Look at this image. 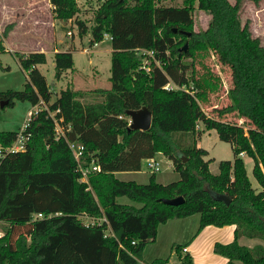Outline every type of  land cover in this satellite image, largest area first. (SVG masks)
<instances>
[{"label": "trees", "instance_id": "trees-1", "mask_svg": "<svg viewBox=\"0 0 264 264\" xmlns=\"http://www.w3.org/2000/svg\"><path fill=\"white\" fill-rule=\"evenodd\" d=\"M166 1L105 0L95 11L90 43L101 41L104 32L112 36L109 89L68 86L51 101L52 89L38 68L47 61L46 53L18 52L27 82L21 90L0 91V103L43 101L48 108L29 120L24 150H7L19 131L0 130V222L8 224L0 236V264H138L161 223L195 213L201 215L200 229L236 224L235 239L216 242V253L230 263L264 264V243L250 246L239 241L240 235L264 241V43L253 33L251 19H242L243 0H182L178 6ZM52 2L58 18L78 19L76 0ZM196 8L210 15L205 29H195ZM77 21L80 34H86V22ZM6 33L0 36V53L6 51ZM206 50L231 69V102L217 109L219 115L236 112L246 117L252 124L248 130L202 108L207 91L195 78L193 62L185 60ZM54 61L57 79L74 66L70 50L55 52ZM169 83L180 88H167ZM87 93L100 98L84 101ZM144 106L152 113L151 127L131 128L128 112ZM54 111L64 125L71 124L67 137L84 145L85 166H101L90 173L88 182L80 180L67 140L56 137L50 114ZM199 123L216 129L220 139L233 145L234 158L221 160L217 174L210 170L212 159L204 158L209 152L197 139L194 145L182 143L186 133L197 134ZM159 152L172 160L179 180L159 183L155 172L149 183L117 177V171L140 170L143 159ZM241 152L254 162L258 187ZM180 195L184 202L179 205L162 200ZM120 196L141 205L119 203ZM38 213L43 215L35 217ZM184 247L173 245L178 264H196ZM151 264L170 263L169 258H155Z\"/></svg>", "mask_w": 264, "mask_h": 264}, {"label": "rangeland", "instance_id": "rangeland-1", "mask_svg": "<svg viewBox=\"0 0 264 264\" xmlns=\"http://www.w3.org/2000/svg\"><path fill=\"white\" fill-rule=\"evenodd\" d=\"M76 1L79 7L76 18L84 20L89 28L84 35L80 34L78 19L74 17L68 20L58 18L55 8L50 5L49 0H0V36L6 30L7 33L4 35L3 40L8 47L6 51L0 53V91L21 90L24 88L28 79V72L20 64L18 52L28 53L30 50L37 48L46 49L47 61L39 64V69L52 89L51 101L55 100L61 90L68 86L83 88L85 91H90V88L96 86H100L97 88L106 89L112 86L110 80L111 34L104 32L101 41L97 44L90 43L92 38L91 27L94 24L95 11L97 10L96 4L100 0ZM231 1L234 2L235 0ZM164 4L178 6L182 5V0H167ZM193 18L195 29L202 30L208 26L210 15L196 8ZM247 18L251 19L253 33L260 36L264 43V0L259 2L243 0L242 19L245 21ZM68 30H71V34L68 33ZM57 48L58 50L71 49L74 58L73 68L66 70L60 79L55 77L54 51ZM185 61L188 63L193 62L195 78L204 85L207 91V99L200 102L203 109L215 118L242 125L245 130H248L252 124L246 117H240L236 112L220 116L217 111V109L225 107L231 102L228 96V90L232 86L230 67L221 63L218 55L211 50L198 54L194 59L187 58ZM190 72L191 70H189V74ZM98 98L100 97L93 93H87L83 100L91 102ZM39 108H48V104L43 102L36 106L27 100H15L14 105L0 107V130L19 131L29 117V112ZM202 124L200 125V127H203L200 131L201 135L199 132L196 135L186 133L187 135H185L182 143L184 145H194L197 139V143L199 142L202 145L200 147L209 149L210 154L207 158L212 159L210 170L217 174L221 160H232L234 158L233 145L231 142L220 139L216 129H207ZM242 158L245 160L251 181L258 186L253 174L254 164L252 158L247 154ZM155 159L159 164V169L155 171L157 182L167 184L181 178L172 160L165 154L159 152L155 155ZM153 174L154 171L148 167L146 160L143 159L140 170L121 172L117 174V177L122 180L149 183ZM117 200L119 203L141 205L127 196H120ZM200 217V213H195L186 218H174L175 220L168 222L167 225L161 223L163 226L159 238L155 243L149 242L145 246L141 257L138 258V264H151L155 258L159 257L169 258L173 264L178 263L180 260L176 249L172 248L173 252L171 253L168 247L176 243L171 242L173 240L185 244V247L192 243L203 232V228L200 229ZM82 219L85 222H91L88 216H82ZM7 228L8 224L0 225L2 234L5 233ZM107 232H110L109 229ZM27 242H30V238L27 239ZM250 242L253 244L255 242L264 243L262 240L247 238L248 245ZM147 246L149 247L147 248ZM213 252H215L214 249ZM235 264L244 263L236 261Z\"/></svg>", "mask_w": 264, "mask_h": 264}, {"label": "crops", "instance_id": "crops-1", "mask_svg": "<svg viewBox=\"0 0 264 264\" xmlns=\"http://www.w3.org/2000/svg\"><path fill=\"white\" fill-rule=\"evenodd\" d=\"M5 44V42H4ZM7 44H5L6 46ZM6 49H8V47L6 46ZM67 50H70L71 49H66V50H58L55 49L54 52H57V51H67ZM36 51H42V52H45L46 53V49L45 48H37V49H32L30 50L28 53L30 52H36ZM22 52V51H21ZM73 53V52H72ZM38 68H39V65H38ZM64 75V73H63ZM62 75V76H63ZM111 76V75H110ZM97 87H100V86H96V87H92L90 88L89 90L91 89H95ZM75 89H83V88H76V87H73ZM85 90V89H83ZM230 100V98H229ZM54 101V100H53ZM41 104V102H40ZM39 105V104H37ZM36 105V106H37ZM202 106V105H201ZM203 108V107H202ZM131 119V118H130ZM131 121V120H130ZM202 124V123H201ZM200 123L198 124V127H197V130L199 132L202 131L203 127H200L201 125ZM203 125V124H202ZM200 133V132H199ZM201 135V133H200ZM198 146H202L200 145V143L198 142ZM207 149V148H206ZM208 150V155L210 154V150ZM206 155L204 158L205 159H208ZM242 157L243 156H246V154H242L241 155ZM155 158V157H154ZM146 160V159H145ZM254 164V162H253ZM210 166V165H209ZM125 173V171H117L116 172V175L118 173ZM248 172V171H247ZM253 183V182H252ZM253 185L255 187H258L256 186L254 183ZM192 216V215H191ZM189 217V216H187ZM183 218H186V217H183ZM179 219V218H177ZM172 220H175V219H170L168 220L166 223H163V225H167L168 222L172 221ZM5 224L4 222H0V225H3ZM162 224L159 226L158 228V234H157V237L155 239V241H153L154 243L157 241V239L159 238V235H160V231H161V227L163 226ZM235 229H236V224H228V225H224V226H217V225H213V224H209V225H206L205 227H203V232L197 236V238L192 242L190 243L188 246L184 247V251L185 252H188L192 255L193 257V260L196 264H235L236 262L234 263H230L229 262V259L226 257V256H223V255H220V254H217L215 252H213V249H214V245H215V242H221V243H228V242H231L232 240L235 239ZM169 234V233H168ZM239 241L242 243V244H247V237L244 236V235H240L239 236ZM171 242H176V243H180V242H177V241H171ZM151 245V244H150ZM149 245V246H150ZM248 245V244H247ZM250 246L253 245V243L250 242L249 244ZM147 246V248L149 247ZM170 248V252L172 253V248H173V244L172 245H169ZM147 250V249H145ZM145 258H146V254H145ZM160 258V257H159ZM153 259V258H152ZM151 259V260H152ZM150 261V260H149ZM148 261V262H149ZM169 263L170 264H173L172 261H170L169 259ZM179 263V262H178ZM176 263V264H178Z\"/></svg>", "mask_w": 264, "mask_h": 264}, {"label": "built area", "instance_id": "built-area-1", "mask_svg": "<svg viewBox=\"0 0 264 264\" xmlns=\"http://www.w3.org/2000/svg\"><path fill=\"white\" fill-rule=\"evenodd\" d=\"M105 0H100L99 3L96 4V8L98 9L100 7V5L104 2ZM50 5L53 8H56V5L52 2V0H49ZM68 33L71 34V30H68ZM112 38V36H111ZM145 52V51H143ZM167 88H180L179 86L173 84V83H169V85L167 86ZM41 103H43V101H41ZM40 109L39 108L33 112H29V117L27 118V120L25 121L23 127L19 130L18 132V136H17V140L16 142L8 147L7 150L9 151H19V150H24L26 148V141L28 139V135H26L24 133V130L26 129V127L28 126L29 120L31 119V117L36 114ZM58 111V110H57ZM50 112L51 116L54 117L55 120V131H56V137L60 138V137H64L67 142L68 145L77 161L78 164V170L81 172V181H86L88 182L89 180V175L91 172H97L101 170V166L99 164H96L95 162H91L89 165L85 166V162H84V145L79 141V140H70L67 137V131H69L71 129V124L68 125H64L63 122V118H57L56 116V112ZM198 127V126H197ZM244 154V152H241V155ZM147 165L148 167L153 170L154 172L156 170L159 169V164L158 161L152 157V158H147L146 159ZM43 214L42 213H38L36 214L35 217H41ZM3 235L2 232L0 231V236Z\"/></svg>", "mask_w": 264, "mask_h": 264}, {"label": "water", "instance_id": "water-1", "mask_svg": "<svg viewBox=\"0 0 264 264\" xmlns=\"http://www.w3.org/2000/svg\"><path fill=\"white\" fill-rule=\"evenodd\" d=\"M174 31H177V29H174ZM187 48H188V42L184 46L185 50H187ZM7 103L8 100H1L0 106L3 107ZM128 113L131 118V123H130L131 128L147 130L151 127L152 113L147 107L144 106L138 110H130ZM184 159L186 160L187 158L185 157ZM218 198L225 200L227 203L230 202V198L227 197L226 195H220ZM162 200L167 204L179 205L184 202V197L180 195L174 198H163Z\"/></svg>", "mask_w": 264, "mask_h": 264}]
</instances>
